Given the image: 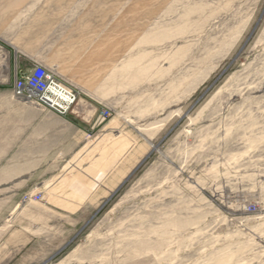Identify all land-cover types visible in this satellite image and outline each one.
I'll list each match as a JSON object with an SVG mask.
<instances>
[{
	"label": "rangeland",
	"instance_id": "rangeland-1",
	"mask_svg": "<svg viewBox=\"0 0 264 264\" xmlns=\"http://www.w3.org/2000/svg\"><path fill=\"white\" fill-rule=\"evenodd\" d=\"M0 40L74 92L76 126L107 110L115 127L98 139L56 117L41 178L98 182L81 214L57 210L53 264H264V0H0ZM50 188L13 201L76 208Z\"/></svg>",
	"mask_w": 264,
	"mask_h": 264
},
{
	"label": "crops",
	"instance_id": "crops-1",
	"mask_svg": "<svg viewBox=\"0 0 264 264\" xmlns=\"http://www.w3.org/2000/svg\"><path fill=\"white\" fill-rule=\"evenodd\" d=\"M20 55L22 54L19 51L0 40V151L18 153L16 159L13 154L11 159L7 158L4 164L2 162L0 164V198L6 200L0 208V264H53L57 261V210L62 216L81 214L84 210L82 202L95 191L98 180L87 173H78L85 175L84 180L70 178L77 173L73 166L66 169L65 166H61V171L56 176L41 178L38 168L41 167L42 151L48 152L44 162L47 163V171H53L57 166L55 152L58 115L13 96L14 80L28 71L20 67ZM100 111H88L85 115L87 121L83 126L79 124L76 126L71 121L74 119L73 116L58 117H65L68 124L83 134L100 135L98 139L107 138L115 127L110 125L112 121H105ZM20 152L23 153V161ZM131 155L132 158L126 160L128 164L137 162L134 151ZM118 157L120 154H116L107 166H111ZM113 171L107 175H111ZM65 177L69 179L67 185H63ZM26 186L42 191L50 186L51 198L62 200L76 208L70 210L60 204L49 203L48 218L43 213L36 216L37 214L33 212H27L24 207L13 211L17 203L13 200L20 198ZM106 189V192L112 191Z\"/></svg>",
	"mask_w": 264,
	"mask_h": 264
},
{
	"label": "built area",
	"instance_id": "built-area-1",
	"mask_svg": "<svg viewBox=\"0 0 264 264\" xmlns=\"http://www.w3.org/2000/svg\"><path fill=\"white\" fill-rule=\"evenodd\" d=\"M12 94L35 106L47 109L56 115H65L76 102L74 92L58 82L54 74L41 64H35L16 78L13 83ZM102 117L109 115L107 110H101ZM41 191L26 192L21 202H42ZM248 211H254V205L248 206Z\"/></svg>",
	"mask_w": 264,
	"mask_h": 264
},
{
	"label": "water",
	"instance_id": "water-1",
	"mask_svg": "<svg viewBox=\"0 0 264 264\" xmlns=\"http://www.w3.org/2000/svg\"><path fill=\"white\" fill-rule=\"evenodd\" d=\"M18 207H19V204H17V205L15 206L14 210H16Z\"/></svg>",
	"mask_w": 264,
	"mask_h": 264
}]
</instances>
